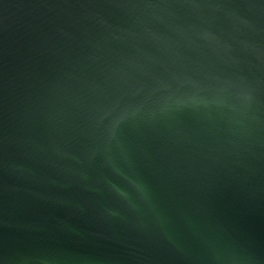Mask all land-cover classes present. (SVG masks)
<instances>
[{
	"label": "water",
	"instance_id": "water-1",
	"mask_svg": "<svg viewBox=\"0 0 264 264\" xmlns=\"http://www.w3.org/2000/svg\"><path fill=\"white\" fill-rule=\"evenodd\" d=\"M0 264H264V0H0Z\"/></svg>",
	"mask_w": 264,
	"mask_h": 264
}]
</instances>
